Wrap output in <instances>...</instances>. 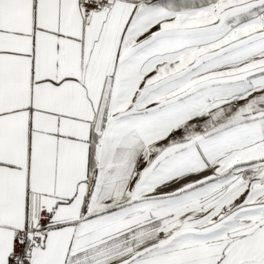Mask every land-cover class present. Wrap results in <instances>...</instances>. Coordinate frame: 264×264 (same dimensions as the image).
<instances>
[{
	"label": "snow or ice",
	"instance_id": "1",
	"mask_svg": "<svg viewBox=\"0 0 264 264\" xmlns=\"http://www.w3.org/2000/svg\"><path fill=\"white\" fill-rule=\"evenodd\" d=\"M0 264H264V0H0Z\"/></svg>",
	"mask_w": 264,
	"mask_h": 264
}]
</instances>
